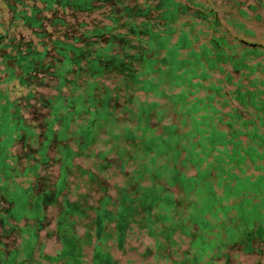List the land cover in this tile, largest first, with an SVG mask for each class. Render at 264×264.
I'll return each instance as SVG.
<instances>
[{
	"label": "trees",
	"instance_id": "1",
	"mask_svg": "<svg viewBox=\"0 0 264 264\" xmlns=\"http://www.w3.org/2000/svg\"><path fill=\"white\" fill-rule=\"evenodd\" d=\"M205 1L0 0V83L24 89L0 91L22 197L0 225V264H226L241 223L219 224L220 210L264 188V44L236 17L229 37Z\"/></svg>",
	"mask_w": 264,
	"mask_h": 264
},
{
	"label": "rangeland",
	"instance_id": "2",
	"mask_svg": "<svg viewBox=\"0 0 264 264\" xmlns=\"http://www.w3.org/2000/svg\"><path fill=\"white\" fill-rule=\"evenodd\" d=\"M206 4H208L209 6L214 7L215 9H217L218 11V16H220L222 18V25L224 26H229L226 23V18H238L240 19L243 24H244V28L248 30V34L247 35H243V37L246 40L252 41V42H259L264 44V0H206L205 1ZM240 2H242V5H240ZM248 4H252L253 7L249 8L246 7L248 6ZM1 6V4H0ZM243 6L246 9V16L245 17H240V15L237 12V9ZM5 13L4 11L0 8V19H4ZM242 32V31H241ZM235 34V29L230 27V35L229 37ZM239 36H242L241 33H238ZM2 51L0 50V53ZM2 79V75L0 73V80ZM16 85L15 81H8L6 83H0V91L1 92H7L8 96L11 98H14L18 93L23 92V88H21L20 91H12L10 88H12L11 86ZM10 89V90H9ZM22 115L24 116V118H30V115H27L26 112H22ZM138 134V132H137ZM124 147L126 150H133L134 152V148L130 147L127 144V140H124ZM11 151L19 156L21 154V151L18 148V145L15 144L14 146L12 145L11 147ZM139 156V153H136ZM78 160V159H76ZM138 162V158L137 156L133 159H130L127 161L126 166H131L134 163ZM22 160L19 161L20 166L22 165ZM262 164L264 165V160L262 161ZM125 166V167H126ZM38 171L41 173H43V170H41L40 168H38ZM235 171H238V169H235ZM245 171L248 173L250 171H252V168L250 166L246 167ZM192 172L191 170L188 171V173ZM263 175H264V168L260 171ZM17 180L23 179L20 176L16 177ZM110 181L115 180L120 182L122 180V177L120 175H117L115 177H112L109 179ZM262 186L264 185V179L262 177V181L260 183ZM171 190L173 191V194H175L177 196L178 194V190L175 186L171 187ZM244 190V189H242ZM215 191L219 192L218 189H215ZM221 196H223V194L220 193ZM203 198H205V207L207 209L208 205H211L212 201L210 200V198L208 197V195H204L203 194ZM240 196V195H239ZM234 198V197H232ZM231 197L228 198L227 203L229 205H232L233 202H237L236 198L232 199ZM236 200V201H234ZM47 208V207H46ZM224 211L220 210V216L218 215V223L221 224V222L224 225H231L233 226L236 223H241L239 224L240 226H235L236 228L233 230L234 232L237 231L238 228H242L243 229H247L250 228L251 225L255 222L258 221L260 219V217H263V214H260L259 212L253 213L252 211H249L248 209L243 210V208H231L228 210V212L226 213L225 216H223L221 213ZM205 215V214H204ZM208 217V215H206ZM209 216H211V214L209 213ZM233 218V219H232ZM207 220V219H206ZM222 225L217 226V229L221 228ZM223 228V227H222ZM252 232V230H251ZM224 231L222 232V236H223ZM38 235H39V240L42 241L43 245H42V250L44 252L47 253H52L55 251V249L57 248V243L55 242L54 238L52 236H46L45 233V229H39L38 230ZM187 236H183V243L182 246H186L187 245ZM9 241V238L7 239ZM181 245V244H180ZM240 244H238V242H232V244H226L223 246V249H221L220 251V258H216V263H220L223 262V256L224 254H230L231 253V249H237V247ZM264 245L253 242L252 244V250L247 251V252H242V251H237L235 256L232 259L228 260V264H236V263H240V264H246L248 262H251L252 260L255 259H259L262 262H264ZM257 248V251H256ZM168 251V249H167ZM114 254H116L114 252ZM133 257V255H131L130 253H126L124 255V257L121 258L122 263L121 264H144L143 262H146L148 264V262L150 261V264H177L172 262V260H174L175 255H173L172 253H170L165 259L158 257L157 260L154 262V260H151L150 258L145 259V261H141L139 258V260L136 261H129V258ZM126 258V259H125ZM219 259V260H218ZM183 264H191L189 261H186ZM195 264V263H194ZM196 264H201V263H196Z\"/></svg>",
	"mask_w": 264,
	"mask_h": 264
},
{
	"label": "flooded vegetation",
	"instance_id": "3",
	"mask_svg": "<svg viewBox=\"0 0 264 264\" xmlns=\"http://www.w3.org/2000/svg\"><path fill=\"white\" fill-rule=\"evenodd\" d=\"M5 103V99L0 98V225L4 218L10 221L17 213H19V210L16 208V202L18 199L22 198L15 193V188L12 183L14 178L6 176L7 165L10 164V160L13 159L14 155L10 148L12 145L14 146V141L10 138V109L2 107ZM235 198L236 200L238 198L237 202L241 200L242 205L246 209L253 213L259 212L260 214H263V217H260L258 221H255L250 228H245L243 230L242 228L237 229L234 242H238L240 245L237 249H231V253L226 254L227 258L223 256V261L226 264H228L229 259H232L235 256L237 251L247 252L252 250L253 242L264 245V188L263 191L258 194L249 191L247 193H241L240 196L238 195ZM243 198H248L247 202L243 201ZM26 207L29 208L30 206L27 205ZM218 230L223 232L222 227ZM246 264H264V262L255 259Z\"/></svg>",
	"mask_w": 264,
	"mask_h": 264
}]
</instances>
